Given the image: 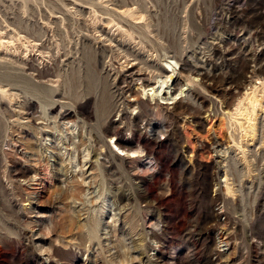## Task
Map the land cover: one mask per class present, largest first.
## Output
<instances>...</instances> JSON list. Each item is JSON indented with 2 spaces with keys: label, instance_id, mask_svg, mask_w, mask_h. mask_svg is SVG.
Here are the masks:
<instances>
[{
  "label": "rangeland",
  "instance_id": "rangeland-1",
  "mask_svg": "<svg viewBox=\"0 0 264 264\" xmlns=\"http://www.w3.org/2000/svg\"><path fill=\"white\" fill-rule=\"evenodd\" d=\"M255 78L264 0H0V264H264V112L224 115Z\"/></svg>",
  "mask_w": 264,
  "mask_h": 264
},
{
  "label": "bare ground",
  "instance_id": "bare-ground-1",
  "mask_svg": "<svg viewBox=\"0 0 264 264\" xmlns=\"http://www.w3.org/2000/svg\"><path fill=\"white\" fill-rule=\"evenodd\" d=\"M235 9V8H234ZM136 10V9H135ZM138 10V9H137ZM121 11V10H120ZM123 11V10H122ZM139 11V10H138ZM134 11H127V10H125V12L123 11V14L125 15V16H122V17H127V23L129 22L128 21V18H129V20H133V16L135 17L136 16V14H135V12L133 13ZM121 13V12H120ZM137 13V12H136ZM110 14V13H109ZM135 14V15H134ZM120 15H122V14H120ZM143 16V15H142ZM142 16H141V19H142ZM147 16V15H146ZM121 17V16H120ZM121 17V18H122ZM137 17V16H136ZM152 18V17H151ZM136 19H138V18H136ZM144 19H148V18H144ZM121 20V19H120ZM124 20V19H123ZM151 20V19H150ZM150 20H147V21H149L150 22ZM122 21V20H121ZM134 21H136V20H134ZM144 21H146V20H144ZM146 21V22H147ZM123 22V21H122ZM137 22H139V21H137ZM141 22V21H140ZM149 22L147 23V25H149ZM124 23H125V20H124ZM130 23H131V21H130ZM130 23H128V24H130ZM143 23V22H142ZM141 23V24H142ZM133 23H131L130 25H132ZM136 24V23H135ZM135 24L133 25V26H135ZM126 25V24H125ZM129 25V26H130ZM146 25V24H145ZM146 25V26H147ZM120 25H118V27H119ZM128 26V27H129ZM136 26H137V24H136ZM134 27L135 29H137V31H140V30H138L139 28L138 27ZM140 26V25H139ZM146 26H145V28H146ZM117 27V28H118ZM131 27V26H130ZM129 27V28H130ZM149 27V26H148ZM147 27V28H148ZM133 28V27H132ZM133 28V29H134ZM144 28V29H145ZM146 28V30H148V34H150L151 35V30L150 29H147ZM119 29H124L123 28V26H122V24H121V26H120V28ZM134 29V30H135ZM143 29V30H144ZM123 31V30H122ZM121 31V32H122ZM127 31H128V29H127ZM149 31H150V33H149ZM154 31V30H153ZM126 32V30L125 31H123L122 33H123V35L122 36H124L125 34H127V32ZM141 32L142 31H140V33L139 34H141ZM121 33V34H122ZM130 33V34H129ZM132 34H133V36H134V33H132V32H128V35H126L127 37L130 35V36H132ZM17 35V34H16ZM142 35V34H141ZM141 35H140V37H141ZM129 36V37H130ZM143 37V36H142ZM144 38V37H143ZM152 38H154V37H152ZM26 39V38H25ZM144 39H147V38H144ZM159 39V38H158ZM7 40V39H6ZM157 40V39H156ZM141 41V40H140ZM147 41V40H146ZM146 41H144V42H146ZM159 41V40H158ZM3 42H4V40H3ZM149 42V41H148ZM240 42V41H239ZM8 43V42H7ZM6 43V44H7ZM238 43V42H237ZM144 44V43H143ZM149 44V43H148ZM150 44H151V41H150ZM158 44H159V42H158ZM142 45V44H141ZM160 45V44H159ZM243 45V44H242ZM153 46H154V44H153ZM38 47V46H37ZM41 48H43V47H41ZM156 48V47H155ZM149 49V48H148ZM39 50V49H38ZM40 52H41V50H40ZM42 53H44V51L42 52ZM134 60V59H133ZM161 61V60H160ZM100 62V61H99ZM167 63V66H168V69H163L164 70V72L163 73H161V74H159V75H157L156 77H155V79H156V82L152 85V84H150L151 82L150 81H148V80H146V81H144L145 80V74H143V73H140V72H144V71H142V70H140L138 73L137 72H134V66H130V67H128V68H124V70L127 72V73H129L128 75H129V77H130V79H134V80H136V81H144V83H145V88H143V91H144V94H146L151 100H155V99H160L161 100V105H164L166 102H168V101H171V100H173V101H177V100H179L180 99V97H182L184 94H185V92H186V90H187V88H184L185 86H187V87H189V86H191L192 84H193V80L190 78V77H188L187 78V83H186V85H184L182 88H180V90H179V92H178V94H174V93H172V91H173V86H174V84H175V81H176V75H177V73L178 72H176V68H177V66H178V63L176 62V61H171L170 60V62H166ZM129 65V64H128ZM135 65V64H134ZM146 69V68H145ZM148 70V69H147ZM147 70H145V71H147ZM124 72V71H123ZM149 72H151L150 70H149ZM147 74H149L150 75V73H147ZM154 74V73H153ZM152 75V74H151ZM122 76H124V75H122ZM118 77V76H117ZM251 78V77H250ZM149 79H150V77H149ZM134 82V81H133ZM149 86H152L151 88H147V87H149ZM182 86V85H181ZM193 86V85H192ZM196 85H194V87H195ZM250 89L245 93V95H244V97L243 98H241L240 100L238 99V103L235 105V107H234V109H232V110H228V111H226V112H224V115H226L227 116V118H228V120H230V121H235L236 122V124L238 123V124H240V125H243V123L241 122V121H239V120H242V117H244V116H246V115H249L250 117H248L249 118V128H250V130H251V132L252 133H254V131H255V126H256V121H257V119H256V113L259 111V110H261V112H264V79H258V78H255V81H253V82H251L250 83ZM184 88V89H183ZM2 90V89H1ZM124 90V89H123ZM250 91V92H249ZM1 92V91H0ZM4 92V91H3ZM176 92V91H175ZM227 94V93H226ZM9 95V94H8ZM229 95V94H228ZM227 95V96H228ZM1 96H3V95H1ZM109 96V95H108ZM136 99V98H135ZM227 100V99H226ZM235 103V102H234ZM222 104L224 105V102H222ZM151 106V105H150ZM233 107V106H232ZM177 109V108H176ZM178 110V109H177ZM125 112V111H124ZM180 113V112H179ZM258 116V115H257ZM244 120V119H243ZM247 123V122H246ZM235 124V125H236ZM245 125V124H244ZM231 126V125H230ZM95 127V126H94ZM241 127V126H240ZM245 130V129H244ZM248 131V130H247ZM102 132V131H101ZM249 133V132H248ZM101 134V133H100ZM254 134H256V132L254 133ZM107 137H109L110 138V140L112 141V139H114V137H115V134H113V133H110V132H107ZM102 136V135H101ZM103 141V140H102ZM105 141V140H104ZM104 141H103V143H104ZM115 145L116 146H118V148L121 150V152L122 153H126V155H128V157H127V159H129V160H133V159H135L136 157H137V151H126L127 149V147H128V145L125 143V142H122V141H120L119 143H115ZM130 146V145H129ZM219 151V150H218ZM109 153V152H108ZM116 153V152H115ZM217 153V152H216ZM219 153V152H218ZM126 155H124V156H126ZM116 156H118V157H120L121 159L122 158H124V156L123 155H121V154H116ZM112 159H113V157H112ZM114 163H116L115 161H114ZM116 165V164H115ZM118 166V165H117ZM222 166V165H221ZM222 167H220L219 166V171H221L220 169H221ZM222 176L224 177V180H222V181H220L219 183L221 184H223V183H225V186H223L224 187V190L226 191V195H229V194H232L233 193V187H231V183H230V181H231V178H230V176H229V173L228 172H226V171H224L223 173H222ZM218 183V184H219ZM233 185V184H232ZM222 191H223V188H222ZM224 191V192H225ZM231 198V197H230ZM218 210H221V208L220 207H218ZM222 211V210H221ZM223 212H221L220 213V211H219V215L220 214H222ZM219 247H220V249H222V251L220 250V253H224V252H226V251H228L229 249H228V241H227V239L226 238H224V237H222V236H220V242H219Z\"/></svg>",
  "mask_w": 264,
  "mask_h": 264
},
{
  "label": "built area",
  "instance_id": "built-area-1",
  "mask_svg": "<svg viewBox=\"0 0 264 264\" xmlns=\"http://www.w3.org/2000/svg\"><path fill=\"white\" fill-rule=\"evenodd\" d=\"M220 208H221V210H222V211H224V209H223V206H222V205H220ZM219 236H222V234H221L220 232H219ZM228 244H229V242H228ZM229 246H230V245H228V248H229ZM218 252L220 253V250H218Z\"/></svg>",
  "mask_w": 264,
  "mask_h": 264
}]
</instances>
